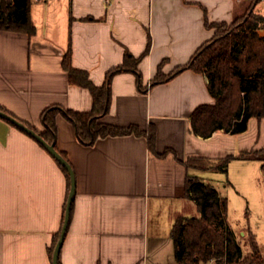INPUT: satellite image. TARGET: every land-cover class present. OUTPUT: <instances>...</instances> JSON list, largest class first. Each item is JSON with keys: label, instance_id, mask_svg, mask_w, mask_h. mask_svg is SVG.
<instances>
[{"label": "crops", "instance_id": "1", "mask_svg": "<svg viewBox=\"0 0 264 264\" xmlns=\"http://www.w3.org/2000/svg\"><path fill=\"white\" fill-rule=\"evenodd\" d=\"M248 1L32 0V34L0 28V107L36 131L45 129L41 116L48 107L92 108L90 90L69 81L63 66L68 52L72 66L86 70L98 86L108 69L138 59V74H114L109 111L99 120L144 131L152 123L156 153L146 135L106 136L85 145L61 112L55 116L56 148L76 180L61 264H164L174 252L175 219L195 216L183 214L187 200L198 213L186 194L188 175L205 182L207 172H219L187 165L189 157L214 161L252 149L242 141L235 147V136L243 132L202 137L192 131L194 109L214 101L205 74L187 68L151 85L159 68L168 73L187 63L213 36L206 19L230 23ZM253 10L264 16V0ZM225 138L234 145H223ZM68 194L55 158L0 117V264H53L50 249Z\"/></svg>", "mask_w": 264, "mask_h": 264}, {"label": "trees", "instance_id": "2", "mask_svg": "<svg viewBox=\"0 0 264 264\" xmlns=\"http://www.w3.org/2000/svg\"><path fill=\"white\" fill-rule=\"evenodd\" d=\"M31 1L0 0V28L32 34L35 29L30 19ZM258 1L249 0L250 13L240 19L236 16L230 23L208 22L206 19V25L215 28L213 36L197 48L187 63L168 73L159 68L151 79V85L164 82L187 68L207 76V87L214 101L200 104L192 112L191 129L197 135L209 137L217 130L241 133L248 128L251 117L258 120L264 117V35L258 32L260 27H264V16L253 11ZM137 61V58L128 57L123 63L111 67L106 72L103 84L98 86L91 81L86 70L72 66L68 52L64 56L63 66L68 72L69 81L90 90L92 108L89 111H73L60 106L48 107L41 116L45 129L34 130L56 147L55 116L61 112L73 124L78 139L85 145H93L98 138L106 136L146 135L148 148L156 153V132L152 123L144 131L135 124L119 126L99 120L109 111L114 74L125 70L138 74ZM0 110L7 112L1 107ZM60 153L66 158L63 152ZM235 158L259 160L263 162L264 170V147L242 150L214 161L189 157L186 164L227 174L228 164ZM56 162L65 173L70 189L67 169ZM185 190L194 199L198 216L183 215L175 219L170 231L174 264H207L213 259L223 264H264L262 249L251 228L246 231L248 239L242 240L246 241L249 250L246 253L242 251L240 239L236 238L226 222V196H221L211 184L194 175H188ZM57 238L58 235L55 242ZM54 244L50 249L51 255Z\"/></svg>", "mask_w": 264, "mask_h": 264}, {"label": "rangeland", "instance_id": "3", "mask_svg": "<svg viewBox=\"0 0 264 264\" xmlns=\"http://www.w3.org/2000/svg\"><path fill=\"white\" fill-rule=\"evenodd\" d=\"M250 5H247L244 13L240 14L237 19L247 16L250 13ZM254 11V10H253ZM255 13V12H254ZM264 28V27H263ZM260 35H264V30L261 27L258 30ZM237 142L242 141L244 148L260 149L264 147V117L257 119L251 117L248 122V128L240 135H236ZM232 139V138H230ZM225 138L223 145L228 143L234 145L231 141L228 142ZM237 148V147H236ZM218 158H215L216 160ZM205 182L213 183L215 189L220 192L221 196L228 198V212L226 222L230 229L234 232L237 239H240L242 251L248 252L246 245V227H250L256 234V239L262 249L264 255V170L263 162L259 160L250 159H232L229 162L228 173L223 172H207ZM211 178V179H210ZM184 206L183 214H191L198 216L195 206H190L189 200ZM247 211V213H246ZM186 212V213H185ZM193 215V214H192ZM243 230L242 233H239ZM248 239V238H247ZM164 264L175 263L174 252L166 254L164 257ZM153 264V260H149ZM208 264H223L221 261L215 259L208 262Z\"/></svg>", "mask_w": 264, "mask_h": 264}, {"label": "water", "instance_id": "4", "mask_svg": "<svg viewBox=\"0 0 264 264\" xmlns=\"http://www.w3.org/2000/svg\"><path fill=\"white\" fill-rule=\"evenodd\" d=\"M0 117L9 121L19 129L25 131L27 134L31 135L33 138H35L43 147L60 163L62 164L68 171L69 177H70V189L68 198L66 201L65 206V212H64V219L63 224L61 227V231L58 237V240L54 246L53 253H52V263L53 264H59V254L60 250L63 244V240L67 231V227L70 220V214H71V205L73 196L76 189V180H75V173L74 170L69 163V161L57 150V148L54 146V143H49L46 141L38 132H36L33 128L29 127L13 115L0 110Z\"/></svg>", "mask_w": 264, "mask_h": 264}, {"label": "built area", "instance_id": "5", "mask_svg": "<svg viewBox=\"0 0 264 264\" xmlns=\"http://www.w3.org/2000/svg\"><path fill=\"white\" fill-rule=\"evenodd\" d=\"M208 264V263H207Z\"/></svg>", "mask_w": 264, "mask_h": 264}]
</instances>
